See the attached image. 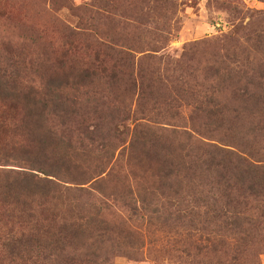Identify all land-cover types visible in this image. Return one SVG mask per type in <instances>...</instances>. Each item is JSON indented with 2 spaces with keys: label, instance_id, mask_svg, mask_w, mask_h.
Listing matches in <instances>:
<instances>
[{
  "label": "rangeland",
  "instance_id": "rangeland-1",
  "mask_svg": "<svg viewBox=\"0 0 264 264\" xmlns=\"http://www.w3.org/2000/svg\"><path fill=\"white\" fill-rule=\"evenodd\" d=\"M96 66L83 79V70ZM67 74L63 93L74 104L62 128L0 91V264L53 258L59 251L52 242L70 234V224L82 225V253L105 239L104 264H183L181 251L194 253L183 218L204 214L207 204L211 218L215 200L224 202L214 179L189 169V159L169 160L159 144L122 150L144 132L137 125L153 120L190 133L202 144L199 156L205 145L216 146L264 165V105L245 107L242 83L232 86L242 78L264 81V0H0V77L26 95L62 84ZM102 143L110 159L100 165L103 153L95 149ZM158 143L166 146V134ZM59 157V176L85 173L87 183L44 176ZM7 172L6 179L27 172L54 185L6 182ZM243 196L241 216L257 219L242 247L245 259L264 264L262 204ZM214 235L226 251L237 245Z\"/></svg>",
  "mask_w": 264,
  "mask_h": 264
},
{
  "label": "trees",
  "instance_id": "trees-1",
  "mask_svg": "<svg viewBox=\"0 0 264 264\" xmlns=\"http://www.w3.org/2000/svg\"><path fill=\"white\" fill-rule=\"evenodd\" d=\"M97 69L99 70V66L88 67L83 70V79H88L93 76L95 74V70ZM100 71L103 72L104 70ZM63 78L64 81H62V84L57 81L47 83L43 92L32 90L26 95H17V87H14L16 82L11 81L9 83L7 79H3V76H1L0 91L6 92L3 100H8L9 103L13 104L24 102L26 105L39 111L37 115L34 114L31 116H36L38 120H43L44 117H51L58 121V126L62 128L65 126V122L70 114L72 115V110L68 104H74L72 100H70L67 95L63 93L64 85H67L70 82L68 74ZM229 80H233V76H228L227 81ZM241 80L232 81V86L236 87L239 83H242L239 90L242 91L243 95L248 98L247 100H244L241 97V102L244 103V106L253 100H255L254 103L264 105V81L262 78L258 76L257 78H242ZM166 125L167 124L155 122L153 120H147V122L140 127L137 125L136 129L137 127L141 128L144 132L141 134L139 139L138 137L132 136L130 144L126 149H124V151L122 150V153H124L125 150L128 151V153L132 152L137 148V146H140L141 148L148 147V149L151 150L153 148H157V145L159 144V151L164 153L169 160L171 158H175L176 161L180 162L179 165H183L182 162L184 163L186 159H189L188 161L192 163L189 169L194 168V171L206 173L208 177H212L214 181L211 184L214 183L216 185V193L220 195V199L224 198V202L221 203V206L219 205V199L215 200V208L214 211H212L214 212V216L211 218H208L210 210V206L208 204L205 206L207 211L204 214L197 212L193 213L191 217H189V215L188 218H183L184 220L186 219V224L183 226L184 229L182 230L185 232L184 236L186 237V240L190 242L189 246H193L194 253L191 255L190 253H187L186 250H182L180 261L183 264H202V257L207 260L205 264H250L245 259L242 247L249 237L250 228H255L257 219L254 220L250 216H241L245 212V210H241V207L246 208V205L244 204L239 207L241 203H239L238 199L242 197L241 199L244 200L245 198L243 195L247 194L248 197L253 198L255 201H259L262 206L259 207L258 212L261 216L264 215V165L251 163L241 155L216 146L205 145L208 149H204L202 154L199 156L198 154L199 151L202 150V144L201 146L196 145L200 143L197 142V140H195L194 137L187 131H169L165 128L167 127ZM165 134L167 144L165 146V143H161L162 145L160 146V143L158 142L165 139ZM168 134L171 135V137ZM176 134L183 137V140H180L179 138V140L176 141L174 138V135ZM85 138L88 141H93L92 136H86ZM169 138L171 139L169 140ZM58 139L57 144H61L64 138L61 137ZM114 140L121 141L120 137H114ZM100 145V150L95 149V152L103 153V155H100V158L98 155L96 161H99L100 165H103L107 159H110L108 158L110 152L108 151L109 148L105 146L104 143ZM61 162L62 158L59 157L56 166H52V169L54 170L43 175L53 177L57 180L62 178L65 179V177L69 175V177L72 178H68L66 181L73 186L87 183V180H84V176L86 175L85 173L78 174L76 178H73V176H71L72 173L69 174L66 170L67 174L62 172V176H66H59L61 175L59 174L61 173L59 167ZM182 167L184 168V166ZM10 173L11 172L3 173L4 176L2 179L11 183L21 182L22 185H26L25 182L27 181L33 183L35 186H41V184L54 185V183L46 178L41 179L34 174L27 172L15 173V178L12 180L9 178L6 179V176H10ZM243 189L245 192L238 194V192H242ZM204 217L205 219L203 220L202 218ZM245 225L248 227L245 228ZM81 227L82 225L76 224H70L69 226L64 225V231L70 232V234H66V236L58 234L52 242L54 248L59 252L54 253L52 255L53 258L45 257L38 261L42 264L45 261L51 263V260H53L54 264H59V261L64 264H75L80 255H83L84 257H88L84 262L85 264L106 263L108 256H106V254L101 256L100 253L101 247L102 249L105 247V239L95 241L94 246H89L84 253L80 252L82 250L77 246V236L81 233ZM207 231H209V233ZM210 233H215L214 237H217L219 234L220 236L223 235L226 237L232 236L237 245L228 247L226 251V247L222 243V240H218L217 238H212L211 240L209 237ZM195 237L196 239L193 240ZM119 246L120 244L116 245V247ZM67 249H70V252ZM251 264H254V262Z\"/></svg>",
  "mask_w": 264,
  "mask_h": 264
}]
</instances>
